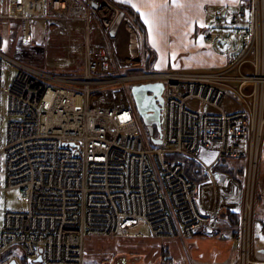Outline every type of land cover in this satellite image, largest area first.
<instances>
[{
  "label": "built area",
  "instance_id": "obj_1",
  "mask_svg": "<svg viewBox=\"0 0 264 264\" xmlns=\"http://www.w3.org/2000/svg\"><path fill=\"white\" fill-rule=\"evenodd\" d=\"M0 3L5 5L0 18L19 22L22 48L32 46L36 21L52 24L45 30L43 67L0 51V65L6 58L17 67L4 92L8 119L0 155L6 157V186L16 188L26 202L25 211L4 214L0 264H85L89 239L117 237L139 224L156 239L216 230V215L197 206L199 185L186 176L181 158L197 163L212 186L220 158H242V202L253 204L244 184L249 182L253 193L259 168L263 127L252 128L251 118L259 115L264 121V74L255 39L256 25L264 21V0H239L227 32L202 35L210 45L224 41L226 66L132 74L120 69L140 65L141 57L120 49L119 32L109 37L120 12L112 1ZM250 50L254 59L244 62ZM233 66L237 74H229ZM157 82L164 85L162 143L147 148L132 100L110 105L93 96L108 88ZM237 230L240 235L241 226ZM9 248L14 250L1 259Z\"/></svg>",
  "mask_w": 264,
  "mask_h": 264
},
{
  "label": "crops",
  "instance_id": "obj_2",
  "mask_svg": "<svg viewBox=\"0 0 264 264\" xmlns=\"http://www.w3.org/2000/svg\"><path fill=\"white\" fill-rule=\"evenodd\" d=\"M110 1L121 5L126 14V18L122 21L123 24L120 25L116 43L118 46L120 45L122 51L126 50L140 57H142L143 50L147 53L150 52L152 54L150 65L154 67L153 70H217L228 63V57L223 52V49L226 48L224 41L210 45L203 41L202 35L206 32H227L229 28L226 23L230 15L236 11L239 2L233 3L232 0H181L183 6L177 7L172 4V0H167V7L157 10L156 28L150 36L149 25L145 23L147 18L141 15L142 12L149 9L146 0ZM157 2L162 3L163 0H157ZM118 5L116 6L118 7ZM128 10L132 14H128ZM134 19H137V23ZM144 46L146 49L143 48ZM140 49L141 52H138ZM263 125L264 121H262L261 128ZM260 165L264 166V127L260 139ZM218 173L217 180L224 179L226 181L224 184L231 187L232 184L229 185L225 179L226 176L232 179L231 176L220 171ZM217 180L215 186H212L209 181L196 182L199 185V191L208 185L202 192L208 194L213 192L212 195L201 194L200 205L197 206L203 213L216 215V230L205 233L200 231L190 238L177 235L171 239H156L150 236L146 228L147 236L130 237L127 260L114 257L111 261L102 262L107 264H234L235 244L232 238L233 233L230 232L229 227L232 226L233 219L237 220L239 216L237 213L241 208L238 198L240 190L237 195V205H235L233 203L236 198L234 193L230 194V189H227L225 193L223 187L219 191L216 187V184H219ZM225 197H228V203L234 205H223L227 203L224 201ZM206 202H210V204ZM231 215H236V217H231ZM263 223L264 219L260 221V228L264 232ZM259 254L262 257L257 258L258 264H264V254ZM90 260L85 256V264L101 262L95 263Z\"/></svg>",
  "mask_w": 264,
  "mask_h": 264
},
{
  "label": "rangeland",
  "instance_id": "obj_3",
  "mask_svg": "<svg viewBox=\"0 0 264 264\" xmlns=\"http://www.w3.org/2000/svg\"><path fill=\"white\" fill-rule=\"evenodd\" d=\"M257 3H258L257 11L259 12V15H260L261 14L260 12L261 9L259 7L260 1H258ZM116 8L119 9V7H116ZM1 10L2 12L5 10L4 3H0V11ZM18 24L19 22L17 20H9L8 22V21H3V19L0 18V51L8 57L18 58L24 63H27L28 65H31L33 67L34 66L37 68L43 67L44 50L42 46L44 45V42H45V34H46L45 30L46 28L51 27L52 24H49L47 21H43V20L36 21L31 27L32 46L28 48H22L18 44V38H19ZM260 24H263L261 18H260L259 25ZM260 30L261 28L259 29V33H258L259 40L257 42L260 48L259 49L260 59H258V61L260 62L259 69L264 74V66L262 62V60H264V35ZM143 48L146 49L145 46ZM143 51L144 52L141 55L142 57H141L140 65L134 66L132 68H121L120 73L121 74H132V73H139V72H144L148 70H153L154 67L150 65L152 61V54L150 52L147 53V51L145 50ZM138 52H141V49L138 50ZM248 58L250 60L254 59V50L252 51L250 50L247 53V56L244 58V62H246ZM0 71H1L0 89L2 90V93L0 95V148H2L5 144L6 122L8 119L6 111H5V93L4 92L8 90L11 84V81L17 72V67L12 62L7 60L6 58H2L1 65H0ZM238 71H239L238 67L233 66L232 68L229 69V74H237ZM232 85L237 86V84L235 83H232ZM129 88H130V85H124L121 88L120 86H118L117 88H113V89L108 88V89H105L103 92H101L99 95H96V96L94 95L93 98L99 97L101 102H104L105 104H110V105H114V104L117 105L120 103H125V101H129L132 99ZM238 99H237V102H238ZM261 107H262L261 114L264 117V98H263V103ZM139 125L142 129L145 146L147 148H156L157 145H154L151 142L150 137L148 136L147 130L144 128V126H141V124ZM163 128H164V124L161 123V132L163 131ZM5 160H6L5 153H1L0 155V231L3 225L4 214L7 211H25L26 210V202L21 200L18 190L14 187H7L5 184V176H6ZM225 179L227 180V183L229 185L232 184L231 187H229L227 184H225L224 186L222 185L223 189L225 190V193L227 189H230L231 190L230 194L234 193L236 197L235 200H233V203L237 205V197H238L237 195L240 190L239 192L240 195L238 198L240 199V205H241L242 198H243L241 196V188H242L241 186L242 182H240L241 179L238 182L237 181L235 182L234 180L228 177ZM217 181L222 183L224 182V179L217 180ZM207 186L208 185H205L204 188H206ZM204 188H201L200 195L201 193L202 195L204 194L212 195L213 194V192H211L210 194H208L207 192H202ZM250 195L252 198L254 197L253 204L241 205L240 212L237 213V215H239L240 218H241V213H242L244 220L241 218V223H240V220L239 221L236 220L235 221L236 224L235 225L232 224V226L229 227V230L231 229L230 232L233 233L232 238L235 244L234 264H258L259 262L257 261L258 260L257 258L262 257L258 253V249L264 248V232L260 228V221L264 219V211H263L264 206H262L264 205V166L263 165H260L257 170L254 190H253V193H252V190L250 191ZM228 200H229L228 197H225L224 201L227 203L223 205H226V204L234 205L233 203H230V202L228 203ZM210 202H206V203L210 204ZM239 226H241L242 232L240 233V235H237L238 234L237 229L239 228ZM252 226L254 227L253 236L251 234ZM147 235L148 233L146 231L145 225L140 224L134 229L129 230V232L126 235H120V236L111 237V238L110 237H100V238L89 239L86 243L87 245L86 246V254H87L86 257L90 258L91 259L90 261H93L95 263L101 261L98 264H107L102 261H108V260L111 261L112 259H114V257H120L122 260H125L127 256H129L128 253H129V246H130L129 243L131 239L130 237H140V236L143 237ZM235 236L236 238L234 239ZM17 255L18 253L16 252V256ZM18 261L21 262L20 259ZM108 264H111V263H108Z\"/></svg>",
  "mask_w": 264,
  "mask_h": 264
},
{
  "label": "water",
  "instance_id": "obj_4",
  "mask_svg": "<svg viewBox=\"0 0 264 264\" xmlns=\"http://www.w3.org/2000/svg\"><path fill=\"white\" fill-rule=\"evenodd\" d=\"M126 18L124 11H120L116 19L113 21L108 35L110 38L116 37L118 34L120 25L123 19ZM161 83H147L132 85L130 87V95L134 103L137 115L140 117L145 129L147 130L148 136L154 145H160L162 143V132H161V119L160 110L158 106H154V96H159L161 89ZM147 92H151L149 95ZM161 97H157L158 103H161ZM154 129L157 131V137L153 136ZM40 251V250H39ZM258 253L264 254V248L258 249ZM36 261H40L38 256ZM8 264H14V261H10Z\"/></svg>",
  "mask_w": 264,
  "mask_h": 264
},
{
  "label": "trees",
  "instance_id": "obj_5",
  "mask_svg": "<svg viewBox=\"0 0 264 264\" xmlns=\"http://www.w3.org/2000/svg\"><path fill=\"white\" fill-rule=\"evenodd\" d=\"M115 5H118V4L115 3ZM118 7L120 10H124V12H125V9L121 5H118ZM130 12L128 10L127 13L129 14ZM130 14H132V13H130ZM134 20L137 23V19H134ZM139 28L141 29V27H139ZM153 136H157V131L155 129L153 132ZM166 157L170 158V159H178V160L181 158L180 156H175V155H166ZM181 160L184 162V165H185V174L190 180H192L193 182H199V181H202L206 178V175L202 173V169L197 163H195L192 160L186 159V158H181ZM243 166H244V160L242 158L222 157L217 162V164L213 167V169L215 171L224 172V173L230 175L231 178L235 182L240 181V179H241L240 182H242ZM231 217H236V215L235 216L231 215ZM237 220H238V218H237ZM235 221L236 220L233 219L232 224L235 225L236 224ZM13 250H14L13 248H9L7 251H5L1 255V259L6 258Z\"/></svg>",
  "mask_w": 264,
  "mask_h": 264
},
{
  "label": "snow or ice",
  "instance_id": "obj_6",
  "mask_svg": "<svg viewBox=\"0 0 264 264\" xmlns=\"http://www.w3.org/2000/svg\"><path fill=\"white\" fill-rule=\"evenodd\" d=\"M149 9L148 11H144L141 13L142 16L146 17L145 23L149 25L150 28V36L152 35V32L156 28L157 24V10L166 8L167 7V0H163L162 3L157 2V0H146ZM233 3L239 2V0H232ZM172 4L176 5L177 7H182L181 0H172ZM133 7H136V5H133Z\"/></svg>",
  "mask_w": 264,
  "mask_h": 264
},
{
  "label": "bare ground",
  "instance_id": "obj_7",
  "mask_svg": "<svg viewBox=\"0 0 264 264\" xmlns=\"http://www.w3.org/2000/svg\"><path fill=\"white\" fill-rule=\"evenodd\" d=\"M263 10H264V6H263ZM262 22H263V24H260L259 25V22L257 23V25H256V32H255V39H256V41L258 42V33H259V29L261 28V32L263 33V35H264V21L262 20ZM260 26V28H259V26ZM126 26V25H125ZM124 30V29H123ZM122 43V42H121ZM121 48V47H120ZM258 66V65H257ZM165 71V70H164ZM259 78V77H258ZM255 94H256V90H255ZM256 106V105H255ZM262 121H263V119L259 116V115H257V116H254L253 115V117L251 118V125H252V128H254V129H257L258 128V126H260L261 127V125H262ZM255 141H257V139L256 138H253V143H255ZM224 182H226L225 180H224ZM224 182H220V184L221 185H225L224 184ZM250 188H251V184L249 183V182H246L245 184H244V189H245V191H247L248 193L250 192ZM222 189V188H221ZM241 205H245L243 202H242V204ZM238 218H239V216H238Z\"/></svg>",
  "mask_w": 264,
  "mask_h": 264
},
{
  "label": "flooded vegetation",
  "instance_id": "obj_8",
  "mask_svg": "<svg viewBox=\"0 0 264 264\" xmlns=\"http://www.w3.org/2000/svg\"><path fill=\"white\" fill-rule=\"evenodd\" d=\"M143 84H147V83H143ZM161 86V89L159 91V96H154V106L156 105V107L158 106V109L160 110V113H162V109H163V105H164V85L161 83L160 84ZM147 94L151 95L152 93L151 92H147ZM157 97H161L162 99L161 100V103H158V101L156 100ZM160 119H161V115H160Z\"/></svg>",
  "mask_w": 264,
  "mask_h": 264
}]
</instances>
